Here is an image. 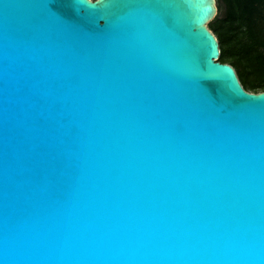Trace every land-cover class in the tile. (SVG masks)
<instances>
[{
  "label": "water",
  "instance_id": "obj_1",
  "mask_svg": "<svg viewBox=\"0 0 264 264\" xmlns=\"http://www.w3.org/2000/svg\"><path fill=\"white\" fill-rule=\"evenodd\" d=\"M217 0H0V264H264V91Z\"/></svg>",
  "mask_w": 264,
  "mask_h": 264
},
{
  "label": "trees",
  "instance_id": "obj_2",
  "mask_svg": "<svg viewBox=\"0 0 264 264\" xmlns=\"http://www.w3.org/2000/svg\"><path fill=\"white\" fill-rule=\"evenodd\" d=\"M209 22L217 35L219 59L231 63L245 89L264 91V0H217Z\"/></svg>",
  "mask_w": 264,
  "mask_h": 264
}]
</instances>
